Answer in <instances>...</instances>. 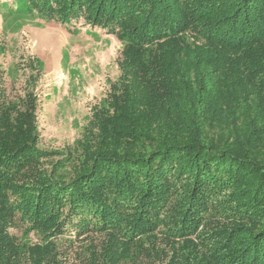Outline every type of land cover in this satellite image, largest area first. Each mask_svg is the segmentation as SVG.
<instances>
[{
  "label": "trees",
  "instance_id": "1",
  "mask_svg": "<svg viewBox=\"0 0 264 264\" xmlns=\"http://www.w3.org/2000/svg\"><path fill=\"white\" fill-rule=\"evenodd\" d=\"M25 3L123 49L75 153L0 70V264H264V0Z\"/></svg>",
  "mask_w": 264,
  "mask_h": 264
},
{
  "label": "rangeland",
  "instance_id": "2",
  "mask_svg": "<svg viewBox=\"0 0 264 264\" xmlns=\"http://www.w3.org/2000/svg\"><path fill=\"white\" fill-rule=\"evenodd\" d=\"M122 49V41L83 19L46 22L25 0H0V70H5L6 93L23 96L31 90L36 95L40 147L78 150L93 109L103 104L120 75ZM8 230L22 244L36 241L21 226ZM81 244L65 242L63 258L72 260L71 251Z\"/></svg>",
  "mask_w": 264,
  "mask_h": 264
}]
</instances>
